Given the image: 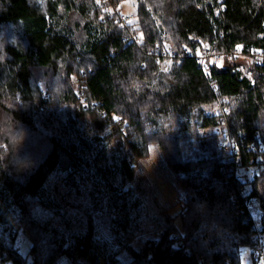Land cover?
Listing matches in <instances>:
<instances>
[{"label":"trees","instance_id":"16d2710c","mask_svg":"<svg viewBox=\"0 0 264 264\" xmlns=\"http://www.w3.org/2000/svg\"><path fill=\"white\" fill-rule=\"evenodd\" d=\"M136 1L123 26L100 0H0V264H243L264 169L243 180L201 129L222 102L242 163L264 161V64L208 59V77L196 54L264 53V0ZM149 145L184 189L176 215L137 181Z\"/></svg>","mask_w":264,"mask_h":264},{"label":"built area","instance_id":"2783aa9c","mask_svg":"<svg viewBox=\"0 0 264 264\" xmlns=\"http://www.w3.org/2000/svg\"><path fill=\"white\" fill-rule=\"evenodd\" d=\"M101 4L104 5L105 11L111 16H117L118 20L121 22V25L128 26L135 19H132L130 15H126L121 11V5L118 3H113L112 0H101ZM225 7L223 6L222 9ZM130 40L140 44L142 41V36L132 32ZM156 53L159 56H164L169 59V64L172 65L174 60L177 58V53L174 50L173 46L169 42H165L163 45L156 47ZM188 54L189 51L186 50ZM250 57L253 62L257 65L264 64V53L260 50H252L249 53L244 52L242 49L236 47L232 50L220 51L217 47L211 42H204L202 44L200 52L196 54V60L201 65L204 73L209 77L208 70V59H213L219 62H222L225 57ZM182 58V57H180ZM216 89V86H214ZM229 111L226 105L222 102H216L211 106L206 113L215 114L221 117V121L218 124L212 125L210 127H203L201 129L202 134H209L210 132L219 133L220 142L219 146L221 148H229L232 157L230 160H233L237 163L235 172L238 175H242V172H246L248 175L255 176L264 169V161L262 158H259L255 161H251L249 164L244 165L242 159L238 156L239 148L236 140L231 139V130L227 122L226 114ZM256 137L260 139L259 133H256ZM250 148V147H248ZM246 209L248 212L249 220L252 222L254 227V234L252 237V244L250 246V252L252 256V264H264V210L261 205L260 200L252 196L246 200ZM181 246L184 244L181 243ZM30 259L35 262L36 256L31 255ZM59 264H74L70 258L62 257L59 260Z\"/></svg>","mask_w":264,"mask_h":264},{"label":"rangeland","instance_id":"374dc122","mask_svg":"<svg viewBox=\"0 0 264 264\" xmlns=\"http://www.w3.org/2000/svg\"><path fill=\"white\" fill-rule=\"evenodd\" d=\"M137 10L136 0H125L121 4V11L124 14L133 15L131 18L134 19V14ZM134 17V18H133ZM170 43V42H169ZM150 161V162H149ZM141 169V176L137 181L146 179L155 190L159 200L165 206H172L171 213L176 215L181 209V205L178 204L180 197L182 196L184 189L176 180L173 172L168 168L164 155L158 145H155V155L146 158L139 163ZM242 175V179L252 178L251 175ZM178 230L181 232L182 225L180 218L176 220ZM18 246L20 247L23 254H27L30 246V241L25 236H20L18 240ZM243 264L251 263L250 248L246 247L242 250Z\"/></svg>","mask_w":264,"mask_h":264},{"label":"bare ground","instance_id":"6f19581e","mask_svg":"<svg viewBox=\"0 0 264 264\" xmlns=\"http://www.w3.org/2000/svg\"><path fill=\"white\" fill-rule=\"evenodd\" d=\"M101 1V0H100ZM115 3V2H114ZM120 4V3H119ZM104 7V6H103ZM106 12V11H105ZM107 13V12H106ZM105 13V14H106ZM107 15V14H106ZM127 15H129V14H127ZM131 16H133V15H131ZM114 18H117L116 16H114ZM134 18V17H133ZM119 21V20H118ZM131 41V40H130ZM164 44V43H163ZM162 44V45H163ZM159 46V45H158ZM174 48V47H173ZM156 51V50H155ZM176 51V50H175ZM182 51H184V50H182ZM191 52V51H190ZM179 59V58H178ZM214 133V132H213ZM204 135V134H203ZM246 176H247V174H245ZM249 179V178H248ZM251 241H252V239H251ZM252 243V242H251ZM35 263V262H34Z\"/></svg>","mask_w":264,"mask_h":264},{"label":"snow or ice","instance_id":"6c2138e0","mask_svg":"<svg viewBox=\"0 0 264 264\" xmlns=\"http://www.w3.org/2000/svg\"><path fill=\"white\" fill-rule=\"evenodd\" d=\"M149 153H150L151 156H154L155 155V148H153L151 151L149 150Z\"/></svg>","mask_w":264,"mask_h":264},{"label":"clouds","instance_id":"9594fccd","mask_svg":"<svg viewBox=\"0 0 264 264\" xmlns=\"http://www.w3.org/2000/svg\"><path fill=\"white\" fill-rule=\"evenodd\" d=\"M6 147V146H5ZM153 148H155V145H149V150L151 151Z\"/></svg>","mask_w":264,"mask_h":264},{"label":"crops","instance_id":"0c3cea01","mask_svg":"<svg viewBox=\"0 0 264 264\" xmlns=\"http://www.w3.org/2000/svg\"><path fill=\"white\" fill-rule=\"evenodd\" d=\"M250 254H251V252H250ZM251 263H252V256H251Z\"/></svg>","mask_w":264,"mask_h":264}]
</instances>
